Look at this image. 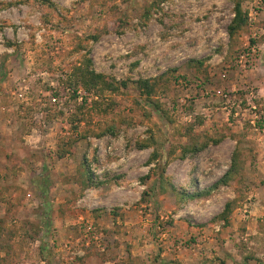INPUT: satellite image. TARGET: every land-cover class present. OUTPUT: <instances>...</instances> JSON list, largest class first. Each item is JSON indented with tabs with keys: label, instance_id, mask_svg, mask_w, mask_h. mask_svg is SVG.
<instances>
[{
	"label": "rangeland",
	"instance_id": "rangeland-1",
	"mask_svg": "<svg viewBox=\"0 0 264 264\" xmlns=\"http://www.w3.org/2000/svg\"><path fill=\"white\" fill-rule=\"evenodd\" d=\"M0 264H264V0H0Z\"/></svg>",
	"mask_w": 264,
	"mask_h": 264
},
{
	"label": "trees",
	"instance_id": "trees-1",
	"mask_svg": "<svg viewBox=\"0 0 264 264\" xmlns=\"http://www.w3.org/2000/svg\"><path fill=\"white\" fill-rule=\"evenodd\" d=\"M239 8L236 7V15H235V19L237 17H239ZM234 21V20H233ZM154 80L153 81H140L138 82V84H140V86H142L143 90L146 91V94L149 95V94H152L153 90H154V87H156V85H158L156 82H155V86H154ZM222 139L218 138V139H210L208 137H205V138H202V137H197V136H194V140L192 141L191 138H188V140H186V144L182 147V151H183V155L184 156H192V155H196L200 152H202L205 148H207L208 146H215V145H218L220 143ZM141 145L139 146V148L141 149H146V148H149L150 146L154 149L153 151V154L151 155L152 158L155 157V155L157 154V150L159 148V145H156V143L153 142V140L150 138L146 141H143V143H140ZM186 152V153H185ZM236 153L234 152L233 155H232V164H233V161H235V156ZM155 159V158H154ZM87 163H89L87 161ZM162 174H163V171L162 173L160 174V178L159 179H163L162 177ZM233 174V170H232V167H230V170L225 172L224 175H222L221 179L218 181V183L216 184L219 185V184H222L226 178H229L231 175ZM84 177H87L84 176ZM161 181V180H160ZM161 184V188H164V183H160ZM229 206V203H226L225 205V209H227Z\"/></svg>",
	"mask_w": 264,
	"mask_h": 264
}]
</instances>
